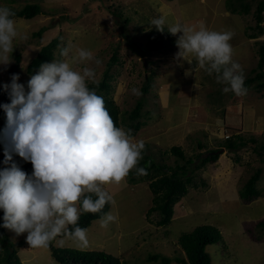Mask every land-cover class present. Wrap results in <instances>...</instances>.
I'll return each instance as SVG.
<instances>
[{"label": "rangeland", "instance_id": "1", "mask_svg": "<svg viewBox=\"0 0 264 264\" xmlns=\"http://www.w3.org/2000/svg\"><path fill=\"white\" fill-rule=\"evenodd\" d=\"M228 1L0 0V18L7 7L26 4L39 3L46 12L0 27V85L26 95L32 148L48 180L34 207L8 225L13 243L49 231L58 234L57 248L102 251L124 264H162L163 257L170 264H188L180 237L212 226L222 235V241L206 248L212 264H264V228L257 226L264 221V153L254 150L264 143V89H257L256 82L245 90L230 80L255 76L264 43L255 15L264 0H235L236 14ZM246 6L247 14L241 12ZM43 28L40 39L34 33ZM54 38L60 39L55 61L38 77L29 76V63ZM14 52H23L16 73L11 72ZM113 55L119 61L110 69L112 94L125 125L112 162L97 170L75 147V121L87 84L102 79ZM216 55L226 59L218 76L211 60ZM202 57L208 58L193 78L198 71L183 68ZM149 76L152 82L144 93ZM181 84L190 93L181 95L180 104L170 96L168 105L167 95L178 92ZM140 100L141 118L131 121L129 114ZM137 123L140 128L129 135ZM233 134L244 137V148L237 153L222 150L217 161L194 169ZM172 147L194 160L189 176L198 188L189 187L174 206L172 222L163 227L157 224L158 213L148 215L154 200L151 180L133 184L127 173L137 167L143 149L158 164L183 165ZM258 169L261 196L244 201L239 191ZM96 190L112 202L105 217L83 233L59 236L79 217V198ZM18 257L23 264H59L40 238L19 249ZM153 257L159 260L151 261Z\"/></svg>", "mask_w": 264, "mask_h": 264}, {"label": "trees", "instance_id": "2", "mask_svg": "<svg viewBox=\"0 0 264 264\" xmlns=\"http://www.w3.org/2000/svg\"><path fill=\"white\" fill-rule=\"evenodd\" d=\"M235 3V0H229L227 3L228 9L233 14L240 13ZM5 12L6 14L0 18V27L7 26L14 19L32 20L46 14L44 7L39 3L26 4L21 8L7 7ZM241 12L247 14L250 12V8L246 6ZM255 19L259 33L263 34L264 1L259 2ZM44 32L43 28L34 35L41 39ZM251 38L255 37L251 36ZM59 45V38H54L43 45L29 63L27 74L31 77H38L46 64L55 61V52ZM258 55L257 69L253 71L255 76L244 82H239L236 77L230 76L231 82L245 90L258 82L257 89H264V43L259 45ZM13 56L15 64L12 66L11 72L16 73L21 68L23 52H14ZM217 58L221 60L217 61ZM211 60L216 65L214 73L217 76L221 75L225 69V56L216 55L211 57ZM118 61L117 55H113L102 79L87 84V90L82 94L79 103V117L75 121L77 128L75 147L89 157L90 165L97 170L109 166L112 162L114 158L112 151L119 143L118 133L125 125L112 94L113 75L110 73V69ZM150 82H152V77L149 76L148 87L143 88L144 93L149 92ZM143 106L144 100L137 102L136 107L129 114L131 121L141 118ZM140 126L141 123H137L134 126L135 131L129 135H135ZM220 146V149L208 151V156L203 158L198 165L195 164L194 169L200 170L207 164L217 161L222 150L237 153L244 148V137L233 134ZM200 147L203 146L200 145ZM254 150L262 156L264 143L258 148L255 147ZM171 153L184 160L185 163L174 168L158 164L143 149L137 167L127 173L129 182L133 184L142 180H151L150 187L154 200L148 215L158 213L161 219L157 224L163 227L172 222L174 206L188 194L189 187L198 188L193 177L189 176V166L194 164V160L186 159L183 150L179 147H172ZM201 155L198 157L201 158ZM238 160L236 159V162H239ZM261 177L262 171L258 169L239 191L241 199L252 201L261 196V192L257 188ZM47 183V177L32 148L27 97L25 94L0 85V264H23L18 257V250L33 244L38 238L43 240L50 250L52 258L59 264H124L119 258L102 251L57 248L54 245L58 235L56 232L51 235L49 231H42L17 244L11 241L7 231L8 225L34 207ZM78 202L79 217L68 225L62 232L63 234H59V236L85 232L94 221L105 217L112 204L104 193L97 190L84 193ZM54 209L57 211L58 208L54 207ZM257 226L264 228V221L258 223ZM220 241H222V235L217 228L202 226L191 233L182 235L179 244L187 256L188 264H212L211 256L207 253L206 248ZM150 260L157 262L159 259L153 257ZM161 263L170 264L171 259L163 257Z\"/></svg>", "mask_w": 264, "mask_h": 264}, {"label": "crops", "instance_id": "3", "mask_svg": "<svg viewBox=\"0 0 264 264\" xmlns=\"http://www.w3.org/2000/svg\"><path fill=\"white\" fill-rule=\"evenodd\" d=\"M208 57H202L201 58V61H200V63H195V66L194 65H192V64H190V63H188V65H186V67L185 68H183V69H185L186 71L187 70H189V71H194V72H196V70L198 71V72H196V73H194V75H197V76H192L193 78H197L198 77V74L200 73V68H201V65H203V63H204V61L207 59ZM179 84V83H178ZM188 84H192V81H188ZM201 85H202V82H200V83H198V88H201ZM188 88V87H187ZM185 89V88H184ZM183 89V85L181 84V86H179V90H178V92H175L174 94H168L167 95V91H166V89L164 88L163 90H162V92H161V95H162V97L165 99V96L167 95V97H166V102H167V104L169 105L170 104V96H171V98H173V100H175L176 101V99H177V101H176V103H178V104H180V97H181V95L182 94H188V93H190V90L189 89H187V91L186 90H184ZM173 103V102H172Z\"/></svg>", "mask_w": 264, "mask_h": 264}]
</instances>
